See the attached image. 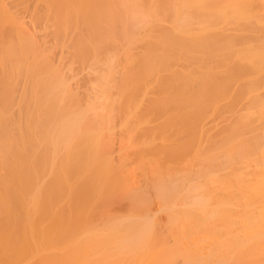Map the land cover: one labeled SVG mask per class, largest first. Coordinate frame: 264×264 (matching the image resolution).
I'll return each instance as SVG.
<instances>
[{
    "label": "bare ground",
    "instance_id": "bare-ground-1",
    "mask_svg": "<svg viewBox=\"0 0 264 264\" xmlns=\"http://www.w3.org/2000/svg\"><path fill=\"white\" fill-rule=\"evenodd\" d=\"M0 75V264H264V0H0Z\"/></svg>",
    "mask_w": 264,
    "mask_h": 264
},
{
    "label": "rangeland",
    "instance_id": "rangeland-1",
    "mask_svg": "<svg viewBox=\"0 0 264 264\" xmlns=\"http://www.w3.org/2000/svg\"><path fill=\"white\" fill-rule=\"evenodd\" d=\"M119 47H120V46H119ZM119 47H118V49H116L117 47L114 48V49L117 50L115 53L113 52V53L115 54L116 57H119L122 53L124 54V53L128 50L127 47H126L127 50L124 49V46H121L120 48H119ZM122 47H123V48H122ZM112 48H113V47H112ZM112 48H111V50L114 51V49H112ZM123 49L125 50V52H124ZM119 50H121V51H120V52H122L121 54L119 53ZM122 50H123V51H122ZM116 53H118V54H116ZM123 54H122V56H123ZM118 55H119V56H118ZM0 76H1V75H0ZM1 85L3 86L4 84L0 83V86H1ZM172 93H174V92H172ZM174 95H175V93H174V94H171V96H173V99H175L174 97H176V99L180 98V100H183L182 95H179L178 92L176 93L175 96H174ZM0 96H1V95H0ZM112 96H113V95H112ZM80 97H82V96H80ZM80 97H79V99H80ZM113 97H114V96H113ZM115 97H116V95H115ZM117 97L119 98V96H117ZM117 97H116V99H118ZM0 98H1V97H0ZM75 98H76V97H75ZM110 98H111V97H110ZM110 98H109V99H110ZM81 99H82V98H81ZM113 99H114V98H113ZM75 100H77V99H75ZM92 100H93V99H92ZM110 100H111V99H110ZM90 101H91V100H90ZM93 101H94V100H93ZM111 101H114V100H111ZM128 105H129V104H128ZM69 106H70V105H66V106H65V111H68V109L70 108ZM67 108H68V109H67ZM125 108H128V107L125 106ZM175 112H176V110L174 111L173 114H175ZM109 113H112V112L110 111ZM143 114H144V113H143ZM145 114H146V113H145ZM200 114H201V113H200ZM117 115H118V114H117ZM117 115H116V116H117ZM166 115H167V116H169V115L171 116V115H172V112L170 111V112H168V114L166 113ZM124 116H125V115H123L122 117H124ZM141 116H142V114H141ZM112 117H113V116H112ZM112 117H111V118H112ZM119 117H121V116H119ZM122 117H121V118H122ZM127 117H128V116H125V118H127ZM143 117H145V116H143ZM133 118H134V117H133ZM139 118H140V117H138V119H136V121H138ZM109 119H110V118H109ZM109 119H108V121H110ZM114 119H116V117H115ZM117 119H118V116H117ZM134 119H135V118H134ZM134 119H133V120H134ZM146 119H147V118H145V120H146ZM143 120H144V119H143ZM106 121H107V120H106ZM108 121L106 122L107 124L109 123ZM115 121H116V120H113V122H115ZM125 121H126V119H125ZM125 121H123V122H125ZM131 121H132V120H131ZM134 121H135V120H134ZM134 121H133L132 123H130V124H131V125L135 124L136 121H135V122H134ZM195 121H197V120H195ZM129 122H130V121H129ZM111 123H112V122H111ZM111 123H110V124H111ZM115 123H116V122H115ZM119 123H120V122H119ZM126 123H127V122H126ZM137 123H138V122H137ZM90 124H91V123H90ZM90 124H89V125H90ZM110 124H109V125H110ZM121 124H122V120H121ZM121 124H120V125H121ZM123 124H124V123H123ZM123 124H122V125H123ZM138 124H139V123H138ZM104 125H105V124H104ZM112 125H113V126H112L111 128L109 127V129H111V130L113 129V130H114L115 128H113V127L115 126L117 132H118V131H122V132H123V130H122V129H123L122 125L120 126V127H122V129H120L119 124H117V125H116V124H112ZM127 125L131 128V126H130L129 124H127ZM107 126H108V125H107ZM107 126H106V127H107ZM110 126H111V125H110ZM123 126H124V125H123ZM125 126H126V125H125ZM125 126H124V128H125ZM133 126H134V125H133ZM136 126H137V127H136ZM136 126H134V127H135V129H134L135 131H137V129L139 128L140 125H139V126L136 125ZM164 126H165V125L162 126V129H166V127H164ZM106 127H105V128H106ZM103 128H104V127H103ZM130 128H129V129H130ZM136 128H137V129H136ZM132 129H133V128H131L130 130H132ZM111 130H109V131H111ZM125 130H126V129H125ZM125 130H124V131H125ZM134 130H133V132L131 131V134L129 135L130 137L126 136V134L124 133V135L126 136V137H125V136L123 135V133L119 132L118 135H117V136H118L117 141H116V140H115V141L113 140V141H114V142H113V141H112V138H113L114 136H116V135H115V134H117V132H116L115 134H113L114 136L111 137V139H110V140L112 141L113 144L115 143V145H116V143H119V142H120V141L118 142V139H119V140L122 139L121 142L123 141V143H124V141H125V144L127 143V145H124V146H125V147L127 146L128 148H124L123 145H122V143L120 142L119 145H121V146L123 147V149H121L120 146H118V147H119V151L121 150L122 152H124V150H127L124 154H126V153H128V152H129V153L126 154V157L123 155L125 158H122V157H120V155L117 154V153L119 152L118 150H117V153H114V156H113V152L110 153V152L112 151V150H110L109 153L112 154V155H110V158H109V159L107 158V160H108V161H107V162H108L107 165L109 164V165L107 166V168H108L109 170H112V171H113V169H115V168L118 169V170H120V168H118V167L121 166L123 169L125 168V170H122V171H124L122 174H124V173H125V174L121 176L122 178H121L120 181H119V183L122 182V186H121V184H118L119 186H121L120 188H118L119 186H118V185H115V186H117V188H118V189L115 188V192H116V193H112V192L109 190V193H108V194L106 193V196L108 195V197H106V198L104 199V201H102L103 198H102V200H101V197L99 198L98 201H96V200L93 201V200H92V201H93V203H92L93 206H95V207L98 206L97 208H100V209H97V208H96V210H98V211H99V210H100V211L102 210V211L104 212V209H105V208H102V207L104 206V207H106V209H105V213H109V215H114V216H119V217H120V216L123 217V216H125V214H128L129 212H130V213L132 212V209H131V208H132L131 206L133 205V204H132V200L128 198L129 195H130V191H128V190L130 189L129 187L131 186V184L128 185V182H127V187L129 186V187L127 188V187H124V186L126 185V184L123 183L124 180L122 181V179H124V178L126 179V177H124V176H125V175H128V174L130 173V171H131L132 173H130L131 175H128V176L130 177V179L133 178L132 181L134 180V182H136V181L138 182V187H140V186L142 185L143 182H144V184H148V183H150V184H148L147 186L143 184V186H145V188H147V187H149V185L152 186V183H151V182H154V180H153L154 178H153V174H152V173H154V172L152 171V168H151L152 166L149 165L150 163H149V164H146L147 166L149 165L148 167H147L145 164H143V163H144L143 160H145V158H146L145 156H144V157H145L144 159H143V158H142L141 160L139 159L140 155H142V154L139 153L138 151L143 150L142 146H141V148H142V149H141L139 145H144V143L142 142L143 139H144V136H142V137L138 136L137 139L134 138V140H135V139H136L137 141L139 140L138 143H139V142L141 141V139L143 138L142 141H141L143 144H142L141 142L139 143V145L136 144V140H135V141H132V140L130 139V138H132V135H133V133H134ZM159 130L161 131V129H159ZM169 130H170V129H169ZM114 131H115V130H114ZM114 131H112V132H114ZM127 131H128V129H127ZM160 131H159V133H160ZM162 131H163V130H162ZM166 131H168V130H166ZM169 132H170V131H169ZM169 132H167V134H166V133H165V130H164V131H163V135H164V136H165V134L168 135ZM164 133H165V134H164ZM119 134H120V136H119ZM121 134L123 135L122 138H121V136H122ZM148 134L153 135L154 133H152V132L147 133V137H148ZM157 135H159V134H157ZM169 135H170V134H169ZM110 136H112V135H110ZM117 136H116V137H117ZM134 137H135V136H134ZM139 137H140L141 139H140ZM158 137H159V136H158ZM109 138H110V137H109ZM113 139H114V138H113ZM115 139H116V138H115ZM123 139H125V140H123ZM110 140L108 139V142H109ZM111 141H110V142H111ZM112 143H111V144H112ZM106 144H107V143H106ZM106 144H105V145H106ZM111 144H109V145H111ZM113 144H112V146H113V148H114V145H113ZM117 145H118V144H117ZM134 145H135V147H134L135 149L133 148ZM112 146H111V147H112ZM103 147H104V146H103ZM103 147H102V148H99V149H100V150H99V153H100L101 156L103 155L102 157H105V156H106V154H105V150H106V149L104 150ZM106 147H107V145H106ZM106 147H104V148H106ZM115 147H117V146H115ZM118 147H117V148H118ZM137 147L140 148L141 150L138 149ZM136 148H137L138 150H136ZM102 149L104 150V152H102ZM111 149H112V148H111ZM113 151H115V149H114ZM122 152L119 153V154H123ZM130 152H131V153H130ZM132 152L135 153V154H133ZM141 152L143 153V151H141ZM101 153H102V154H101ZM106 153H107V156H106V157H108V156H109V155H108V154H109V153H108V148H107V150H106ZM144 153L146 154L147 152L145 151ZM116 154H117V156H118V159H119V157L123 159L122 161H120V159H119L120 162H119V161H118V162L120 163V165L117 164V162H116V161L118 160V159L116 158L117 156L115 157ZM130 154H132V155H130ZM139 154H140V155H139ZM145 154H144V155H145ZM136 155H138L139 157L137 158ZM146 155H147V157L149 156L148 154H146ZM132 157H133V158H132ZM141 157H142V156H141ZM114 158H116L117 160L114 161V160H115ZM134 158H135V159H134ZM136 158H137V159H136ZM113 159H114V160H113ZM125 159H126L127 163H128V162H131L132 164L129 163V164L127 165V163H125L126 161H124ZM105 160H106V159H105ZM109 160H110V162H109ZM146 161H147V159H146ZM146 161H145V163H146ZM121 162H123V164H122ZM142 162H143V163H142ZM114 163H116L117 166H116ZM124 163L126 164V166H125ZM147 163H148V161H147ZM111 165H113V166H111ZM129 165H130V166H129ZM114 166H115V168H114ZM124 166H125V167H124ZM129 167H130V168H129ZM116 169H115V170H116ZM128 169H131V170L129 171ZM118 170H117L116 172H118ZM127 170H128V171H127ZM122 171L120 170L119 173L121 174ZM127 173H128V174H127ZM123 177H124V178H123ZM131 177H132V178H131ZM128 179H129V178H128ZM128 179H127V180H128ZM101 180H102V178L100 179V182H102V184H99V185L102 186V187H105V185L107 184V180H102V181H101ZM142 180H143V181H142ZM152 180H153V181H152ZM130 181H131V180H130ZM130 181H129V182H130ZM139 181L142 182V183L139 184V183H140ZM137 182H136V184H137ZM132 183H133V182H132ZM153 184H154V183H153ZM132 185L135 186V183L132 184ZM139 185H140V186H139ZM100 186H99V187H100ZM143 186H142V187H143ZM151 186H150V187H151ZM136 187H137V185H136ZM106 188H107V187H106ZM123 188H124V189H123ZM126 188H127V189H126ZM112 189H114V188H112ZM131 189H132V188H131ZM131 189H130V190H131ZM148 189H150V188H148ZM127 191H128L129 193H128ZM112 194H114V196H113ZM127 194H128V196H127ZM104 196H105V195H103V197H104ZM109 196H110L111 198H110ZM112 196H113V197H112ZM106 199H107V200H106ZM108 199H110V200H108ZM100 200H101V202H103V203L100 202L99 204H97ZM95 202H96V203H95ZM94 204H97V205H94ZM99 206H100V207H99ZM101 206H102V207H101ZM110 209H111V210H110ZM100 211H99V213H100ZM108 211H109V212H108ZM101 213H102V212H101ZM102 214L105 215L104 213H102ZM102 214H101V215H102ZM115 214H116V215H115ZM117 214H118V215H117ZM96 215H97V216H95V218H96V217H99L100 219L103 218V217H100V214H99V216H98V214L96 213ZM105 216H107V215H105ZM105 216H104V217H105ZM95 218H94V219H95ZM100 219H95V220H98V223H100V222L102 221V220L99 221ZM96 222H97V221H96Z\"/></svg>",
    "mask_w": 264,
    "mask_h": 264
}]
</instances>
